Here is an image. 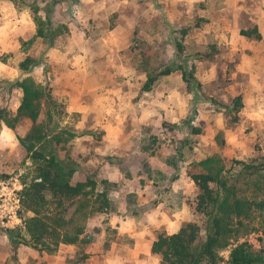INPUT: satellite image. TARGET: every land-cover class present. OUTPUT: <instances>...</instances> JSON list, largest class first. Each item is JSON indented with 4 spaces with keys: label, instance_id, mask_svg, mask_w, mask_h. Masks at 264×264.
I'll return each mask as SVG.
<instances>
[{
    "label": "rangeland",
    "instance_id": "1",
    "mask_svg": "<svg viewBox=\"0 0 264 264\" xmlns=\"http://www.w3.org/2000/svg\"><path fill=\"white\" fill-rule=\"evenodd\" d=\"M58 1L53 20L68 31L50 47L43 39L29 44L38 29L29 5L45 7L52 0H0V110L15 115L21 104L23 93L13 82L33 76L47 85L63 105L61 127L78 134L71 157L117 184L116 211L86 222L92 243L61 245L50 255L13 248L9 231L22 229V217L31 215L21 206L18 220L7 225L0 219V264H162L151 253L157 232L171 235L199 222L192 206L169 205L177 204L171 193L183 195L185 203L198 196L189 166L220 154L227 169L238 171L237 161L253 164L264 156V0ZM185 27L192 29L183 36ZM256 29L260 39L242 34ZM176 42L183 44L180 52ZM145 51L157 62L186 61L193 83L177 71L143 92L147 74L139 65ZM29 57L40 64L24 73L20 64ZM239 97L243 107L232 112ZM87 107L105 123L95 115L84 118ZM31 127L29 120L15 131L0 126V185L18 188L20 195L22 175L33 163L18 137ZM175 157L179 169L167 163ZM263 239L255 232L239 242L260 249Z\"/></svg>",
    "mask_w": 264,
    "mask_h": 264
},
{
    "label": "trees",
    "instance_id": "2",
    "mask_svg": "<svg viewBox=\"0 0 264 264\" xmlns=\"http://www.w3.org/2000/svg\"><path fill=\"white\" fill-rule=\"evenodd\" d=\"M12 1L26 3V0ZM58 2L52 0L45 7L36 2L29 5L38 28L29 44L43 39L52 47L68 31L67 25L56 24L53 20ZM190 29L192 27H185L181 34L185 36ZM254 33L257 39L261 38L257 29L242 31L249 38ZM176 48L180 52L183 44L176 42ZM143 55L139 65L147 74L143 92H151L162 78L177 71L183 72L189 85L193 83L186 61L157 62L155 53L145 51ZM202 56L199 53L195 58ZM39 64L29 57L20 64V69L29 73ZM12 86L22 91L21 104L15 115L6 109L0 110V126L6 125L15 131L25 120L32 123L29 132L18 140L33 163V170L22 175L21 191L23 211L31 215L22 217V229L9 231L12 246L17 249L25 245L55 255L61 245H88L93 239L85 237L86 222L96 215L116 211L112 193L118 186L109 180H100L96 172L83 169L71 157L72 142L78 134L61 127L63 105L47 85L33 76H26ZM242 107L239 97L234 100L231 111L237 113ZM42 115L46 116L45 122L41 121ZM168 126L180 128L179 125ZM192 132L201 133L194 127ZM62 152L66 153L65 158ZM177 162L176 157L167 161L179 169ZM237 162L242 168L229 170L223 156L213 154L189 166L188 175L199 189L198 196L193 203H185L183 195L171 193L169 196H174L177 204L169 205L178 206V209L184 204L192 206L199 222L186 223L171 235L166 231L157 232L151 253L161 257L162 264H264V245L256 249L247 241L239 242L243 236L255 232L264 236V156L253 164ZM148 172L152 170L148 168ZM162 178L166 181L168 177L162 174ZM229 249V257L225 259L222 253Z\"/></svg>",
    "mask_w": 264,
    "mask_h": 264
},
{
    "label": "built area",
    "instance_id": "3",
    "mask_svg": "<svg viewBox=\"0 0 264 264\" xmlns=\"http://www.w3.org/2000/svg\"><path fill=\"white\" fill-rule=\"evenodd\" d=\"M19 190L10 189L5 183L0 185V219L3 223L7 220V225L19 219L18 212L22 206Z\"/></svg>",
    "mask_w": 264,
    "mask_h": 264
},
{
    "label": "crops",
    "instance_id": "4",
    "mask_svg": "<svg viewBox=\"0 0 264 264\" xmlns=\"http://www.w3.org/2000/svg\"><path fill=\"white\" fill-rule=\"evenodd\" d=\"M101 110H103L102 107H101ZM82 112H84V115H85L84 118H88L89 116H94V115H95V116H97V119H98V120H101V121H98L99 124H102V125H103V123H105V121L102 122L103 119H99V118H101V116H99L98 111H95V110L91 109V107H87L86 110H82ZM109 178H110L111 181L116 182L115 180L111 179V178H112L111 176H109ZM140 189L143 190V188H141V187H140ZM127 220H128V219H127ZM125 223H126V222H124V224H125ZM121 226H122V225H121ZM152 244H153V243H152ZM64 247L67 248V247H69V246L65 245ZM151 249H152V245H151ZM87 253H90V251H87Z\"/></svg>",
    "mask_w": 264,
    "mask_h": 264
}]
</instances>
